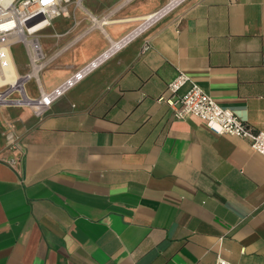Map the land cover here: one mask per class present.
Segmentation results:
<instances>
[{
  "label": "crops",
  "instance_id": "obj_1",
  "mask_svg": "<svg viewBox=\"0 0 264 264\" xmlns=\"http://www.w3.org/2000/svg\"><path fill=\"white\" fill-rule=\"evenodd\" d=\"M171 1L69 6L30 73L11 47L0 264H264V155L159 100L181 71L264 131V0Z\"/></svg>",
  "mask_w": 264,
  "mask_h": 264
},
{
  "label": "built area",
  "instance_id": "obj_2",
  "mask_svg": "<svg viewBox=\"0 0 264 264\" xmlns=\"http://www.w3.org/2000/svg\"><path fill=\"white\" fill-rule=\"evenodd\" d=\"M83 1L0 0V52L3 46L10 49L15 44H21L28 58L30 73L46 58L40 44L39 32L49 26L53 19L67 15L69 6L82 7ZM8 23L11 24L7 26ZM148 49L149 45L146 44L143 51ZM44 67L45 65L38 73ZM2 70L3 65L0 63V74ZM2 75L3 73L0 77L3 78ZM5 85L10 83H1L0 87ZM166 92L159 100L169 105L175 119L197 116L218 134L247 139L255 152L264 155V131H255L234 111L219 105L186 73L178 72L168 82ZM215 264L233 263L218 257Z\"/></svg>",
  "mask_w": 264,
  "mask_h": 264
},
{
  "label": "bare ground",
  "instance_id": "obj_3",
  "mask_svg": "<svg viewBox=\"0 0 264 264\" xmlns=\"http://www.w3.org/2000/svg\"><path fill=\"white\" fill-rule=\"evenodd\" d=\"M178 0H172L170 5H172L173 3H175ZM169 5V6H170ZM167 9V7L165 9H163L162 11L153 14V15H149L146 16V18H156L157 16H159L160 14H162L165 10ZM11 23H8L7 26H9ZM117 45V43H116ZM113 45H112V49H113ZM1 58H0V63L1 65H3V69L1 74L3 73V78L0 77V84L1 83H11L13 84L14 81H16L15 78H17V84L21 83V78L19 79L16 75L15 69H14V64L12 62V58H11V48L9 49L7 46H3L1 49ZM44 54V53H43ZM39 69V68H38ZM0 74V76H1ZM73 80L71 79L68 83H65L64 85H62L59 89H57L56 91H52L53 93L51 94H44L41 98L39 103L41 105H46L48 104L60 91H62V89H64L66 86H68Z\"/></svg>",
  "mask_w": 264,
  "mask_h": 264
},
{
  "label": "rangeland",
  "instance_id": "obj_4",
  "mask_svg": "<svg viewBox=\"0 0 264 264\" xmlns=\"http://www.w3.org/2000/svg\"><path fill=\"white\" fill-rule=\"evenodd\" d=\"M150 20V21H149ZM153 20V18L152 19H149V18H146V22L144 23V24H146V23H148V22H151ZM142 28V27H141ZM51 41H52V39H50ZM14 48H15V50H17V49H20L21 48V45L20 44H16V45H14ZM47 65V64H46ZM45 65V66H46ZM28 66V65H27ZM45 68V67H44ZM43 68V69H44ZM42 69V70H43ZM41 70V71H42ZM166 92V91H165ZM167 93V92H166ZM17 94V95H16ZM16 94H14V95H12V97H9V98H19V96H18V92L16 93ZM1 100V99H0ZM13 105H15V104H13ZM28 108H30V109H34V108H32L31 106H27ZM36 110V109H35Z\"/></svg>",
  "mask_w": 264,
  "mask_h": 264
}]
</instances>
